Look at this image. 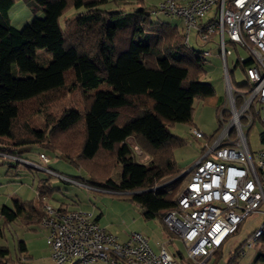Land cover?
I'll list each match as a JSON object with an SVG mask.
<instances>
[{
  "label": "trees",
  "instance_id": "trees-1",
  "mask_svg": "<svg viewBox=\"0 0 264 264\" xmlns=\"http://www.w3.org/2000/svg\"><path fill=\"white\" fill-rule=\"evenodd\" d=\"M17 1L0 0V153L24 159L19 148L29 145L41 147L39 154L60 153L87 175L76 182L96 191L127 194L146 220L163 219L177 207L190 177L174 155L185 141L170 127L191 122L195 102L215 92L203 81L208 64L203 51L187 47L184 27L182 31L178 25L154 21L144 7L117 12L105 7L117 0H23L35 17L18 29L10 19ZM70 9L85 12L75 13L65 29L60 21ZM206 45L211 44H202ZM41 51L48 57L40 59ZM236 55V65L244 72L252 62L241 63ZM76 89L83 109L53 116L51 104ZM37 116L46 119L39 128L34 125ZM131 137L149 157L147 163L138 162L128 142ZM11 162V168L33 170ZM119 166L122 179L117 183L112 174ZM52 193L50 182L41 181L39 207ZM14 204L16 210L0 207L6 225L31 205ZM259 242L264 248V234ZM242 248L229 264H236ZM9 254L0 246V264L14 263ZM257 262H264V252Z\"/></svg>",
  "mask_w": 264,
  "mask_h": 264
},
{
  "label": "built area",
  "instance_id": "built-area-1",
  "mask_svg": "<svg viewBox=\"0 0 264 264\" xmlns=\"http://www.w3.org/2000/svg\"><path fill=\"white\" fill-rule=\"evenodd\" d=\"M156 9L181 20L186 44L194 29L200 43L217 46L223 66L227 98L217 113L219 131L206 136L190 127L191 136L205 142L203 154L186 172L189 181L177 207L163 218L164 225L185 243L188 257L195 264H208L245 219L264 207V148L252 153L248 142L256 125L264 129V0H162ZM228 44L242 50L241 63L252 62L243 72L244 88L232 82L228 57L233 50ZM202 56L211 57V50L205 49ZM261 135L263 141L264 132ZM133 150L139 155L137 145ZM6 158L72 181L47 168L51 160L45 153L35 161ZM41 225L52 264H179L165 246L155 253L143 234L132 233L121 241L101 227L92 213L47 203ZM263 234L264 228H259L244 246L260 244Z\"/></svg>",
  "mask_w": 264,
  "mask_h": 264
},
{
  "label": "rangeland",
  "instance_id": "rangeland-1",
  "mask_svg": "<svg viewBox=\"0 0 264 264\" xmlns=\"http://www.w3.org/2000/svg\"><path fill=\"white\" fill-rule=\"evenodd\" d=\"M117 1L118 2L106 5V9L117 12H129L139 7H144L147 8L150 13H153L152 17L154 21L162 20L168 24L171 23L172 25H178L179 30L183 31V25L180 19L167 17L163 14H158L159 16L155 15V13H157V4L161 0H146V4L144 5H141L142 1L139 5L136 0ZM83 12H85V9L68 10L65 14V19L63 18L60 21L61 25L67 29L66 25L73 20L70 19L74 14ZM214 12L215 9L205 17L204 21H208L213 16ZM34 17L33 12L25 5L23 0H18L10 10L11 23L18 29H24L29 23H31ZM183 34L186 39V30L183 31ZM186 45L188 48L196 50L197 52H202L206 48H210L212 56L207 58V75L203 78V81L213 85L215 97H220L222 104H225L227 94L222 62L217 57L219 54V48L215 45L202 46L194 29L191 30L188 44ZM228 48L233 50V55L228 57V67L229 70L232 71V82L235 86H241L246 81V78L242 69L236 65V53H244L240 48L236 50V48L230 44H228ZM38 56L40 59L48 57L47 53L44 51L39 52ZM195 105L192 123L176 124L172 128L170 127V131L173 134L181 137L185 141L181 147L176 149L174 155L178 165L182 169L187 168V170L199 160L203 154L205 145L204 140L197 141L191 136L189 133L191 125H195L207 135L213 134L219 128L216 108L208 104L205 105L204 103H199L198 101ZM83 107V98L81 93H79V90L76 89L67 97L55 101L49 108L53 116H60L67 109L75 108L82 110ZM45 121L46 119L43 116H37L34 125L35 127H40ZM263 132V127L258 124L248 134V142L252 153L264 148V143L261 137V133ZM130 144L133 147L136 145L132 140H130ZM40 151H42V149L37 145H29L19 148V152L22 153L21 156L30 161L37 160ZM44 153L48 155L51 160L47 168L54 170L59 176L75 182L65 181L64 179L52 176L42 170H29L21 165H18V168H11L10 164H13L11 160L6 158L7 155L0 153V206L8 204L12 209L14 208V210H16L13 198H11L13 195L14 199L18 196L24 201H31L33 199L37 200L36 189H38L41 180H46L50 182L53 188L52 200L51 202H48L50 205L55 206L58 205V202H64L67 203L68 206H72V208L69 207L70 209L77 208L85 213H95L98 216L101 215V224L106 226L110 232L118 236L120 240L125 239V237H128L132 233H142V231H147V233H150L151 237L155 239L157 234L150 231V229L155 228H157L158 232L160 231V238L161 235L164 234L160 228V219L157 218L146 221L143 217L141 207L127 194H116L101 190L96 191L94 189H89V187L83 183H76L78 177H84V179H86L87 175L83 173V171H80L78 167L72 164L71 161L60 153L50 150ZM138 154L139 155H136L138 162H148L149 157L144 151L141 152L139 150ZM90 167L95 170L92 166ZM112 179L117 183L121 181L122 169L120 166L112 174ZM172 181L173 180L166 184H170ZM46 204H44V206ZM12 224L13 225L11 226L10 224L6 225L0 218V246H5L9 249V260L11 259L14 261V263L9 262V264H52L50 250L46 242L45 231L36 225L30 226L31 229L26 228V222L22 217L19 221ZM259 228H264V207H261L258 212L252 213L245 219L239 230L224 244L222 255L219 253L216 256L217 259L208 264H227L235 256L241 246L245 245L251 235ZM173 238L177 237L173 234ZM21 241H24L28 248V253L26 254L21 253ZM169 249L171 250L172 246H170ZM242 250L246 253L244 255L245 261L247 262H249V259L253 256L255 257L258 252H264V248H262L259 243H253L252 248L244 246V249L242 248ZM28 255H30V257ZM260 264H264V262H261Z\"/></svg>",
  "mask_w": 264,
  "mask_h": 264
},
{
  "label": "crops",
  "instance_id": "crops-1",
  "mask_svg": "<svg viewBox=\"0 0 264 264\" xmlns=\"http://www.w3.org/2000/svg\"><path fill=\"white\" fill-rule=\"evenodd\" d=\"M207 65H208V64H207ZM196 102H197V101H196ZM196 102H195V103H196ZM198 102H199V103H204L205 105L208 104V105H210V106L216 108V111H217V108L222 104V101H221L220 97H219V98L215 97V92H214V94H213L212 96H210V97H208V98H206V99H204V100H202V101H198ZM194 106H196V105L194 104ZM189 123H192V121L189 122ZM189 123H188V124H189ZM215 132H216V131H215ZM215 132H214V133H215ZM203 133H204V132H203ZM214 133H213V134H214ZM204 134H205V133H204ZM213 134H211V135H207V134H205V135H206V136H213ZM130 140H132L133 142H135L134 137H131V138L128 139L129 144H130ZM21 166H22V165H21ZM10 167H11V166H10ZM41 181H43V180H41ZM69 182H75V181H69ZM76 183H77V182H76ZM51 187H52V185H51ZM14 192H15V191H14ZM36 192H37V189H36ZM15 195H16V194H15ZM11 198H13V203H14L15 201H18V202L21 203V204L31 203V205H27V206H25V209H24L25 211L23 210V212L19 215V217H18L15 221L9 223L10 226L13 225L12 223L19 221L20 218L22 217V218H24V220H25V222H26V225H25L26 228L31 229L30 226H32V225H36V226L41 227V229H42L43 231H45V230L43 229L42 225H41V217H40V214H41V213L44 214V206H43V207H39V200H35V199H33V200H31V201H24L23 199L19 198L18 196H17L16 199H14V195L11 196ZM51 200H52V198L45 200V201H44V204H46V203H48V202H51ZM57 204H58V205H55L54 207H56V208H62V209L72 210V209H70V208H72V206H68L67 203H64V202H58ZM2 206H3V205H2ZM5 206H7L8 208H10L11 210H14V208L12 209L8 204L5 205ZM0 207H1V206H0ZM14 207H15V204H14ZM31 207H32L33 209H31ZM34 207H35V210H34ZM69 207H70V208H69ZM73 208H74V207H73ZM74 209H75V208H74ZM76 210H77V208H76ZM93 217H94V219H97V218H98V220H97L98 224H99L101 227H103V228H105L106 230H108V229L106 228V226H103V225L101 224V221H100V219H101V215L98 216V215H96L95 213H93ZM146 221H150V220H146ZM9 224H8V225H9ZM160 228H161L162 231L164 232V234L161 235V238L159 237V236H160V233H159L160 231L158 232V231H157V228H155V229H150V231H151L152 233L157 234L155 239H154L153 237H151L150 233L148 234L147 231H145V232L142 231V233H140V234H143L144 236H146V237L148 238L151 249H152L155 253H159L161 247H162V246H165V247L167 248V250H168L171 254H173V255L176 257L177 262H178L179 264H195V263H194V262L188 257L187 252H186V245H185V243L183 242V240H182V239H181V238H180L175 232L169 230V229L164 225L163 219H160ZM108 231H109V230H108ZM109 232H110V231H109ZM45 233H46V231H45ZM111 233H112V232H111ZM172 233H173L177 238H173V234H172ZM127 238H128V237H125V239H123V240H121V241H125V240H127ZM21 242H22L23 245H24V249L21 250V253H23V254H24V253H25V254L28 253V248H27V246H26V243H25L24 241H21ZM170 246H172V249H171V250L169 249ZM223 247H224V245L222 246L221 250L219 251V252L221 253V255H222V252H223ZM183 252H184V253H183ZM259 253H260V252H258L257 255H256L255 257L253 256L251 259H249V262H247V261H245V255H244V254H246V253H245V251H243V253H241V256H240L239 258H236L235 263H236V264H260L261 262H257V257H258V254H259ZM28 256L30 257V255H28ZM216 256H217V255H216ZM215 259H216V257H215L212 261H210L209 263L213 262ZM100 264H103V263H100ZM227 264H229V262H228Z\"/></svg>",
  "mask_w": 264,
  "mask_h": 264
}]
</instances>
